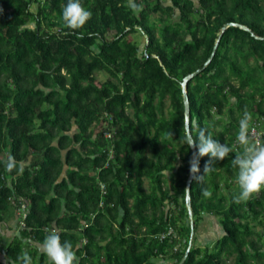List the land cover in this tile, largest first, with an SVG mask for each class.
<instances>
[{"label":"trees","instance_id":"1","mask_svg":"<svg viewBox=\"0 0 264 264\" xmlns=\"http://www.w3.org/2000/svg\"><path fill=\"white\" fill-rule=\"evenodd\" d=\"M170 1L135 0L136 13L127 0H81L92 17L77 38L62 20L66 0H0V224L28 205L21 236L7 244L0 235V253L16 258L25 239L42 243L55 225L79 264H180L193 153L179 140L182 83L202 70L187 88L190 119L232 152L205 174L209 157L200 160L194 231L214 215L224 236L193 245L184 264H264V190L234 202L231 166L245 110L249 133L264 131V0ZM10 154L25 162L22 174L5 171Z\"/></svg>","mask_w":264,"mask_h":264},{"label":"clouds","instance_id":"2","mask_svg":"<svg viewBox=\"0 0 264 264\" xmlns=\"http://www.w3.org/2000/svg\"><path fill=\"white\" fill-rule=\"evenodd\" d=\"M127 2L132 11L139 13L142 10L135 0H127ZM91 17L92 12L82 5L81 0H66V4L62 8L63 23L67 29L77 32V38H83L84 34L78 30L82 29ZM91 35L90 33L89 36ZM92 50L98 52L97 49ZM251 121V114L245 110L238 122L236 139L242 150L238 151L231 160V166L236 170V183L239 186L238 194L233 196V201L236 203L247 201L264 190V144L257 142L249 134ZM193 129H196L197 132L195 136H193ZM181 132L183 135H180L179 140L194 150L189 160V171L194 179L198 178L196 174L200 172L201 158L209 157L203 170L205 174L212 170V166L217 161L225 160L232 152V148L214 139L211 132L207 128L201 127L196 120H183ZM169 136L173 138V133H169ZM4 167L7 173L16 171L17 174H22L26 164L10 154L4 162ZM188 192L189 190L185 189L184 194ZM202 195L208 196L210 193L204 190ZM39 251L47 258L46 264H79L72 243L70 241L61 242V230L55 225L48 230L39 246ZM5 264H33V260L31 255L24 251L16 258L5 257Z\"/></svg>","mask_w":264,"mask_h":264},{"label":"rangeland","instance_id":"3","mask_svg":"<svg viewBox=\"0 0 264 264\" xmlns=\"http://www.w3.org/2000/svg\"><path fill=\"white\" fill-rule=\"evenodd\" d=\"M33 9L35 10L36 6H34ZM160 16H161L160 14L154 15L155 18L156 17H160ZM176 17H178V15ZM132 37L135 39V41H138L141 45H143V43H145V41H146V38L140 36L139 34L133 35ZM97 78H98V80H100L102 82H105V81L108 80L109 76L106 75V74H97ZM128 113L130 115H132L133 110L129 109ZM144 186H145V189H147V191H149V187H150L149 180H145ZM101 188H102V186H101ZM24 204H25L24 206L28 207L26 202H24ZM18 211H20V210H18ZM18 214L21 215L20 217H24V216H22L23 213L21 211L18 212ZM218 219L219 218L214 216V215H204V218L199 223V228H198L199 232H200V237L197 238V232H196L195 233L196 237L194 238V241H193L194 244L193 245L201 246V248H205L206 245L210 246V245L213 244V242L215 240H218V239H220L221 237L224 236V233H223L224 230L218 228V226H217V228L215 227L216 222L218 221ZM22 221H23V223L25 225V220L23 218H22ZM191 237H192V235H191ZM200 240L202 241V244H201ZM223 261H224L223 264H233L234 257H230V258L223 257ZM167 264H172V262H168Z\"/></svg>","mask_w":264,"mask_h":264},{"label":"crops","instance_id":"4","mask_svg":"<svg viewBox=\"0 0 264 264\" xmlns=\"http://www.w3.org/2000/svg\"><path fill=\"white\" fill-rule=\"evenodd\" d=\"M169 3H171L170 0H169ZM18 212H16V214L11 219H9L8 221L0 224V235L3 238V241L5 243H7V244L9 242L13 241L16 237H20L21 234H22V230L25 228V225H24V223L22 221V217H20L21 215H19ZM217 222H216L215 227L217 228V226H218V228L223 230V226L221 225V222H220L219 219H218ZM198 237H200L199 229L197 231V238ZM215 241H217V240H215ZM200 242L202 244L201 240H200ZM40 244H41L40 242L30 241V240H27V239L24 240V248H25V250L27 252H31V251L33 252V251L36 250L39 259L41 257H43V255L39 251ZM5 257H8V256L5 253H0V260L5 262ZM46 260H47V258H46Z\"/></svg>","mask_w":264,"mask_h":264},{"label":"water","instance_id":"5","mask_svg":"<svg viewBox=\"0 0 264 264\" xmlns=\"http://www.w3.org/2000/svg\"><path fill=\"white\" fill-rule=\"evenodd\" d=\"M231 26H238L237 24H228L224 27V31H226L229 27ZM218 47H219V43H217L216 47H215V50H214V53L212 55V57L208 60V62L206 63L205 67H207L214 59L215 55H216V52L218 50ZM202 72V70H198L196 71L195 73L187 76L183 83H182V87H183V96H184V102H185V106H186V120L190 119V102H189V96H188V84L189 82L194 79L196 76H198L200 73ZM193 150V149H192ZM194 151V150H193ZM193 176L190 174V177L188 179V183H187V189L189 190V192L187 193V198H186V201H187V206H188V210H189V215H190V219H191V222H192V237H191V242L189 244V247L186 251V254H185V257L183 258L182 262L180 264H184L188 258V256L190 255V252L192 250V247H193V244H194V237H195V231H194V227H193V211H192V198H191V186H192V183H193Z\"/></svg>","mask_w":264,"mask_h":264},{"label":"built area","instance_id":"6","mask_svg":"<svg viewBox=\"0 0 264 264\" xmlns=\"http://www.w3.org/2000/svg\"><path fill=\"white\" fill-rule=\"evenodd\" d=\"M249 134L253 137L254 140H256L259 143L261 142L263 132L258 130V128H252ZM102 190H103V193L105 194V185H102ZM24 205H25L24 203L21 205L20 211L23 213L22 216L24 217L22 218L25 220L28 216V207ZM169 235H172V231H170ZM162 239H165V236H162Z\"/></svg>","mask_w":264,"mask_h":264}]
</instances>
